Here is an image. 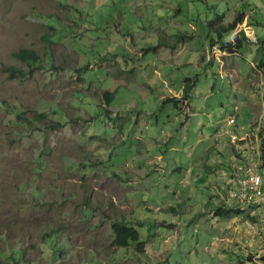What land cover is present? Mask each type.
<instances>
[{
    "label": "rangeland",
    "instance_id": "obj_1",
    "mask_svg": "<svg viewBox=\"0 0 264 264\" xmlns=\"http://www.w3.org/2000/svg\"><path fill=\"white\" fill-rule=\"evenodd\" d=\"M261 40L264 0H0V264L264 261L229 175L264 163Z\"/></svg>",
    "mask_w": 264,
    "mask_h": 264
},
{
    "label": "built area",
    "instance_id": "obj_2",
    "mask_svg": "<svg viewBox=\"0 0 264 264\" xmlns=\"http://www.w3.org/2000/svg\"><path fill=\"white\" fill-rule=\"evenodd\" d=\"M256 157V161L243 160L235 165L232 191L242 213L256 211L264 203V163L260 161V152ZM259 264H264V261Z\"/></svg>",
    "mask_w": 264,
    "mask_h": 264
},
{
    "label": "trees",
    "instance_id": "obj_3",
    "mask_svg": "<svg viewBox=\"0 0 264 264\" xmlns=\"http://www.w3.org/2000/svg\"><path fill=\"white\" fill-rule=\"evenodd\" d=\"M215 23L211 26V31L212 29H214ZM235 24L231 25V26H223L221 28L222 32L224 33H230L233 32L235 29ZM222 34V33H221ZM220 34V35H221ZM262 41V40H261ZM264 42V41H262ZM15 58L18 59L19 61L23 62V63H27L28 65H33V64H37L40 61V56L32 51V50H26V51H22L18 54L15 55ZM190 79H186L185 80V86L183 89V93L185 95V97H188L190 95L191 90L193 89V87L195 86V84H191L190 85ZM113 98V93H109L106 92L105 94V102L106 104H110ZM174 100H170V99H166L163 103H170L173 102ZM223 207H220V210ZM232 208H230V212ZM222 212V211H220ZM113 231H115V241H114V245L117 246V248L119 250H128V247L131 245V243L135 242L136 244H138V250L140 252H144L146 251V243L145 241L142 240L141 238V232L139 231V229L134 226L131 223H128L124 220H120V221H115L113 222ZM123 251V250H122ZM10 259H14V256H11ZM7 263L10 264L12 263L10 260H7Z\"/></svg>",
    "mask_w": 264,
    "mask_h": 264
},
{
    "label": "clouds",
    "instance_id": "obj_4",
    "mask_svg": "<svg viewBox=\"0 0 264 264\" xmlns=\"http://www.w3.org/2000/svg\"><path fill=\"white\" fill-rule=\"evenodd\" d=\"M106 93V92H105ZM110 93V92H109ZM262 153H260V155H261ZM260 160H261V157H260ZM240 162H242L243 160H239ZM239 162V163H240ZM239 163H237V164H239ZM235 165L236 164H234L231 168H229V170L231 171L230 173H229V175H232L233 177H234V171H235ZM233 168V169H232ZM232 186H233V182H232ZM232 195H233V191H232ZM233 197H234V195H233ZM234 199L236 200V203H237V198L236 197H234ZM238 209V205H237V208H236V210ZM259 210V209H258ZM238 212L239 213H241V214H243V215H245V214H247V213H242L239 209H238ZM140 231V230H139ZM122 251V250H121ZM128 251V250H127Z\"/></svg>",
    "mask_w": 264,
    "mask_h": 264
},
{
    "label": "crops",
    "instance_id": "obj_5",
    "mask_svg": "<svg viewBox=\"0 0 264 264\" xmlns=\"http://www.w3.org/2000/svg\"><path fill=\"white\" fill-rule=\"evenodd\" d=\"M226 173V172H225Z\"/></svg>",
    "mask_w": 264,
    "mask_h": 264
}]
</instances>
